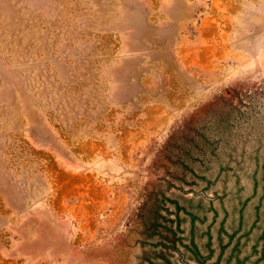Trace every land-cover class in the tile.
I'll return each instance as SVG.
<instances>
[{
	"label": "rangeland",
	"instance_id": "1",
	"mask_svg": "<svg viewBox=\"0 0 264 264\" xmlns=\"http://www.w3.org/2000/svg\"><path fill=\"white\" fill-rule=\"evenodd\" d=\"M0 264H264V0H0Z\"/></svg>",
	"mask_w": 264,
	"mask_h": 264
}]
</instances>
